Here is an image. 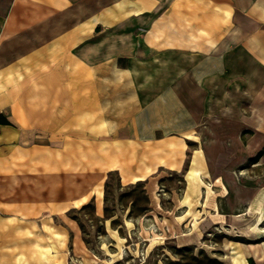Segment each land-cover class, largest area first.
<instances>
[{"label":"crops","instance_id":"obj_1","mask_svg":"<svg viewBox=\"0 0 264 264\" xmlns=\"http://www.w3.org/2000/svg\"><path fill=\"white\" fill-rule=\"evenodd\" d=\"M262 92L264 0H0V145L115 131L173 168L178 126L264 125Z\"/></svg>","mask_w":264,"mask_h":264},{"label":"rangeland","instance_id":"obj_2","mask_svg":"<svg viewBox=\"0 0 264 264\" xmlns=\"http://www.w3.org/2000/svg\"><path fill=\"white\" fill-rule=\"evenodd\" d=\"M178 127L173 168L165 140L115 131L0 145V264H264V125Z\"/></svg>","mask_w":264,"mask_h":264},{"label":"bare ground","instance_id":"obj_3","mask_svg":"<svg viewBox=\"0 0 264 264\" xmlns=\"http://www.w3.org/2000/svg\"><path fill=\"white\" fill-rule=\"evenodd\" d=\"M188 199H189V196H188V194L186 193V194H184V195L181 197V199H180V203L185 204V203L188 202Z\"/></svg>","mask_w":264,"mask_h":264},{"label":"trees","instance_id":"obj_4","mask_svg":"<svg viewBox=\"0 0 264 264\" xmlns=\"http://www.w3.org/2000/svg\"><path fill=\"white\" fill-rule=\"evenodd\" d=\"M142 181H143V180H138V181L136 182V184H139V185H140V184H142Z\"/></svg>","mask_w":264,"mask_h":264}]
</instances>
